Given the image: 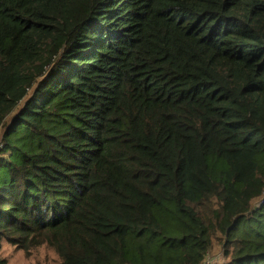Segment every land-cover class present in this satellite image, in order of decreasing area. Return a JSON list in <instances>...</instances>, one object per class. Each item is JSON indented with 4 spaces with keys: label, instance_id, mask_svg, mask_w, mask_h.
Segmentation results:
<instances>
[{
    "label": "trees",
    "instance_id": "1",
    "mask_svg": "<svg viewBox=\"0 0 264 264\" xmlns=\"http://www.w3.org/2000/svg\"><path fill=\"white\" fill-rule=\"evenodd\" d=\"M264 264V0H0V264Z\"/></svg>",
    "mask_w": 264,
    "mask_h": 264
},
{
    "label": "built area",
    "instance_id": "2",
    "mask_svg": "<svg viewBox=\"0 0 264 264\" xmlns=\"http://www.w3.org/2000/svg\"><path fill=\"white\" fill-rule=\"evenodd\" d=\"M219 261V256H211L204 264H213Z\"/></svg>",
    "mask_w": 264,
    "mask_h": 264
}]
</instances>
